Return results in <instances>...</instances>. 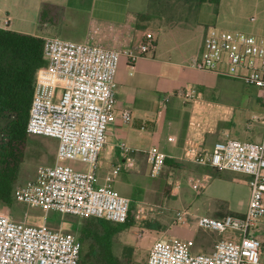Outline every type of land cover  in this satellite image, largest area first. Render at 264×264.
<instances>
[{"label": "crops", "instance_id": "crops-1", "mask_svg": "<svg viewBox=\"0 0 264 264\" xmlns=\"http://www.w3.org/2000/svg\"><path fill=\"white\" fill-rule=\"evenodd\" d=\"M188 15L196 23H185L183 17ZM256 19L258 24L253 23ZM214 25L243 27L246 33L264 38V0H0L1 27L42 38L58 36L125 51L139 45L148 31L156 33L151 56L132 61L121 56L115 75L116 118L109 125L97 166L104 182L117 164L123 165L113 186L119 184L134 206L132 225L106 222L108 228H115V254L117 244L122 249L137 246V240L146 234L151 239L146 242L148 250L156 239L166 238L187 242L195 253L213 252L222 238H239L234 230L202 228L198 218L243 216L250 197L249 176L185 156L190 146L209 151L227 136L264 141V90L239 77L185 64L201 53L207 30ZM185 85L195 86L199 97L187 100L172 95L161 102ZM124 108L132 111L130 123L120 117ZM49 138L58 145L56 138ZM121 141L135 149L130 164L120 155ZM152 146L166 154L158 176H151L147 161ZM40 151L42 147L36 146V152ZM56 152L54 146L50 164L55 162ZM66 162L87 168L80 161ZM35 176L36 170L20 182ZM178 211H183L180 221ZM252 234L261 242L264 262V222Z\"/></svg>", "mask_w": 264, "mask_h": 264}, {"label": "built area", "instance_id": "built-area-1", "mask_svg": "<svg viewBox=\"0 0 264 264\" xmlns=\"http://www.w3.org/2000/svg\"><path fill=\"white\" fill-rule=\"evenodd\" d=\"M156 43L154 31H148L139 45L125 51L58 36L44 38L46 63L35 75L27 131L56 138V160L37 165L36 176L13 189L16 200L46 213L127 222L131 199L113 186L123 165L117 164L104 182L99 179L97 166L107 144L109 125L116 118L115 75L121 56L125 54L129 61L146 56ZM189 65L239 77L264 90V38L210 26L201 53L192 57ZM172 95L194 100L199 91L185 85L165 95L161 102L164 104ZM120 117L126 123L132 122L131 109H122ZM119 149L126 164H130L135 149L127 141H121ZM185 156L249 176L250 197L243 216L198 218L202 228L234 230L239 238L220 239L211 253H195L179 239L158 238L149 250L147 264H264L261 242L252 234L264 222V141L227 136L216 141L209 151L190 146ZM165 157L156 147L149 148L151 176L161 173ZM74 160L87 168L66 162ZM182 218L183 211H178L177 220ZM80 253L81 243L73 231L55 229L46 223L19 222L0 214V264H78Z\"/></svg>", "mask_w": 264, "mask_h": 264}, {"label": "trees", "instance_id": "trees-1", "mask_svg": "<svg viewBox=\"0 0 264 264\" xmlns=\"http://www.w3.org/2000/svg\"><path fill=\"white\" fill-rule=\"evenodd\" d=\"M44 38L0 26V200L10 202L18 166L28 138L27 122L37 69L46 63ZM94 217V216H92ZM82 225L83 235L92 238L91 249L83 254V236L78 264H125L113 252L115 228L104 218H91ZM110 222V221H109ZM135 222L131 203L127 226ZM134 246L125 245L124 250ZM125 252V251H123ZM94 262V263H93Z\"/></svg>", "mask_w": 264, "mask_h": 264}, {"label": "rangeland", "instance_id": "rangeland-1", "mask_svg": "<svg viewBox=\"0 0 264 264\" xmlns=\"http://www.w3.org/2000/svg\"><path fill=\"white\" fill-rule=\"evenodd\" d=\"M183 21H185V23H187L188 25L196 23L194 17H190L189 15L183 17ZM248 21H250V17L246 19V22ZM259 22V19H256V21H254L253 23L258 24ZM223 29L246 32L243 27H238L236 29ZM167 40L168 39H166L162 45H167ZM152 54L153 51L148 55L151 56ZM185 64H189V60H187ZM3 123L4 121L0 120V127L3 126ZM36 146L42 147V151L36 152ZM54 146H57V142L52 138L46 137L44 135H28L24 148V157L23 160L19 163L17 179L14 181L13 189L17 185L21 184L20 180H22V177H32V173L36 170L37 165L41 163L50 164V162H52L51 156L54 151ZM115 189L123 194L119 184L115 186ZM0 214L9 215L13 220L19 222L46 223V225L55 229L62 228L63 230L73 231L78 236L80 235L81 239L83 236L82 253L86 254L91 249L92 238L83 235L81 228L82 225L87 222L86 220L96 217H87L82 219L74 215H62L56 211H48V213H46L39 207H31L16 200V198H14L13 196H11L10 202H4L0 200ZM139 231L136 233L138 234ZM150 240L151 239L148 238V235L146 234L145 237L137 240L138 245L134 246L131 250H124V248L122 249L121 243H119L116 246V255L121 257L125 264H147L149 250L146 242H149Z\"/></svg>", "mask_w": 264, "mask_h": 264}]
</instances>
